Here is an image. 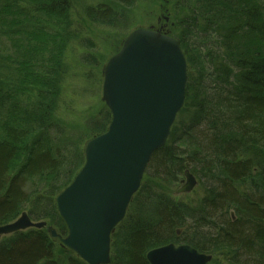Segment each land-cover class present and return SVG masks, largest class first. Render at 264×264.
Listing matches in <instances>:
<instances>
[{"label":"trees","instance_id":"16d2710c","mask_svg":"<svg viewBox=\"0 0 264 264\" xmlns=\"http://www.w3.org/2000/svg\"><path fill=\"white\" fill-rule=\"evenodd\" d=\"M179 1L185 13L171 34L188 63L185 105L112 235L109 264H150L147 252L170 242L212 254L209 264H264V0ZM72 8L73 0H0V23L11 9L28 26L36 19L66 22ZM83 14L89 23L114 27L125 18L106 4L85 6ZM25 30L35 41L50 33L44 23ZM86 46L95 48L90 41ZM42 60L23 61L25 74L9 89L0 80V125L6 132L0 140V224L26 210V184L42 173L53 181L28 212L67 235L56 198L84 165L85 154L57 145L55 135L64 134L56 119L60 62ZM88 63L101 65L94 55ZM111 119L105 106L102 118L89 123L91 135L105 132ZM21 149L25 162L12 175ZM186 169L199 179L197 199L177 200L161 190L160 183L181 182ZM56 246L46 228L18 231L0 241V264H59ZM65 264L88 263L69 251Z\"/></svg>","mask_w":264,"mask_h":264},{"label":"water","instance_id":"95a60500","mask_svg":"<svg viewBox=\"0 0 264 264\" xmlns=\"http://www.w3.org/2000/svg\"><path fill=\"white\" fill-rule=\"evenodd\" d=\"M187 81L188 63L177 39L161 30H135L104 69L103 100L111 123L87 143L84 166L57 197L68 235L24 212L0 224V239L29 227H47L88 264H109L111 236L124 220L153 153L171 134L185 105ZM185 177L178 193L191 192L197 184L190 170ZM147 259L150 264H208L212 255L171 242L151 249Z\"/></svg>","mask_w":264,"mask_h":264},{"label":"rangeland","instance_id":"374dc122","mask_svg":"<svg viewBox=\"0 0 264 264\" xmlns=\"http://www.w3.org/2000/svg\"><path fill=\"white\" fill-rule=\"evenodd\" d=\"M98 4H106L117 12H123L125 14L124 23L120 27H114L86 21L83 8ZM11 10L10 14L5 16L4 21L0 23L1 35L6 41L7 47L4 55H0V60L4 62V64L0 62L2 65L0 80L3 87L7 85L4 89H9L11 87L9 84L17 83L16 76L19 78L25 74L24 66L20 65L23 61L36 63V60L47 61L52 58L59 61L60 99L56 119L61 123L64 134L55 135V139L60 148L71 146L82 150L84 154L87 142L95 137L90 133L89 123L94 118H102V111L106 106L103 101V70L108 60L121 49L125 39L135 30L142 28L173 33V30L177 28L176 23H178L179 17L185 13L178 0H170V2L169 0H73L71 20L61 22L53 19H36L33 24H29V26H36L44 23L50 30L48 37L42 36L35 41V35L25 30L26 26H29L23 24L25 23L23 18L14 15ZM1 39L0 37V41ZM89 41L94 44L95 48L86 46ZM92 55L99 59L100 66L88 63V58ZM29 57L31 58L28 59ZM48 63L42 62L46 67ZM27 71L30 72V70ZM27 93L29 92H26L25 96ZM6 120L8 121V118ZM2 125H0V140L6 138V132ZM25 158V152L21 149L11 165L12 175L18 172L25 162ZM43 175L41 173V175L33 176L26 184L25 192L29 194V203L26 204L27 212L31 207L32 200L43 196L42 194L47 189V183L53 181L48 174ZM184 179L183 175L182 180ZM145 180L151 183L149 178ZM182 185L181 181L177 184L160 183L159 186L162 191L177 200L197 199L196 193L201 187L199 179L195 190L191 193H178ZM47 222L49 223V221ZM58 232L60 231L58 230ZM52 239L57 245L56 259L59 264H65V258L71 250L62 244L60 238Z\"/></svg>","mask_w":264,"mask_h":264},{"label":"bare ground","instance_id":"6f19581e","mask_svg":"<svg viewBox=\"0 0 264 264\" xmlns=\"http://www.w3.org/2000/svg\"><path fill=\"white\" fill-rule=\"evenodd\" d=\"M179 233V232H178ZM180 244H183V243H180Z\"/></svg>","mask_w":264,"mask_h":264}]
</instances>
